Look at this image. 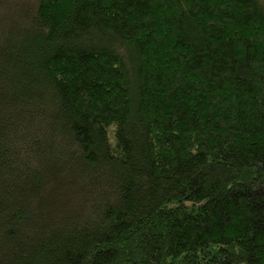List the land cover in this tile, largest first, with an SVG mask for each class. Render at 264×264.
<instances>
[{"label":"trees","instance_id":"obj_1","mask_svg":"<svg viewBox=\"0 0 264 264\" xmlns=\"http://www.w3.org/2000/svg\"><path fill=\"white\" fill-rule=\"evenodd\" d=\"M0 264H264V0H0Z\"/></svg>","mask_w":264,"mask_h":264}]
</instances>
